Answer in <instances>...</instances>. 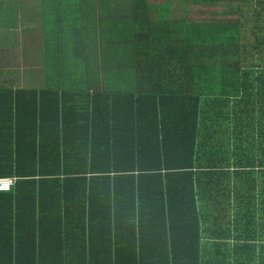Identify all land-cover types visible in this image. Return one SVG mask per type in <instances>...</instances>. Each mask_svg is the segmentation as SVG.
Listing matches in <instances>:
<instances>
[{
    "label": "trees",
    "instance_id": "1",
    "mask_svg": "<svg viewBox=\"0 0 264 264\" xmlns=\"http://www.w3.org/2000/svg\"><path fill=\"white\" fill-rule=\"evenodd\" d=\"M194 1L224 3L222 7L226 10L211 11L193 22H178L174 48L179 77L176 106L162 109L160 100H144L145 110L151 113L142 115L141 104L135 106L133 101L124 99L122 91L111 90L108 85V88L84 85L64 89L60 103L42 107L40 93L26 86L0 85V177H16L13 188L4 193L13 190H21L23 195L32 193L31 204L39 207L46 204L44 193L42 196L39 193L41 183L50 182L60 189L57 176L70 174L62 170L58 147L52 146L51 141L50 150L36 146L37 140L42 146L44 127L53 129L60 124L64 129L72 128L74 135L63 132L66 139L87 135V131H78L84 128L91 132L99 130L97 146H83L79 163L74 165L78 167L83 160L89 162L88 171L80 172L79 203L82 208L96 209L97 216L101 210L98 207L112 208L114 216L113 227L108 228L105 241L104 238L103 241H70L73 236L80 238V233L67 228L33 226L25 233L2 230L0 234L8 237L0 239V264H208L218 257L217 264H239L240 261L233 260L237 258L235 254L240 245L232 249L229 243L225 245L231 248L233 257L228 258L227 251H223L222 256L214 254L210 261L199 262L197 224L171 230L169 239L175 241H165L169 250H164L170 256L153 260L152 250L148 257L145 255L137 227L143 208L150 211L157 203L169 205L168 190L180 193V198L176 195L175 204L191 205L194 211L195 188L189 168L195 164V147L215 137L225 122L240 124L236 126L246 131L243 139L250 142L256 140L250 137L255 125L264 134V0ZM221 15L230 19H223ZM109 76L98 69L90 80L102 83ZM186 76L194 81V96L187 99L185 85L180 83ZM45 107L50 109L49 117L43 115ZM174 108L177 115H166V111ZM165 131L171 133L165 136ZM165 138L167 144H164ZM259 140H264V136ZM249 148L243 147V151L252 159L242 157L243 171H236L243 177L248 176L244 169L252 165L250 160L254 162V155L249 151H257L254 144L249 143ZM84 149L89 154L86 155ZM260 161L264 168V150ZM168 173L177 177L172 186L164 182ZM226 173L228 170L221 172ZM211 174L216 176V173ZM239 185L250 201L233 205L241 208L242 220H248L249 226L244 229L246 239H242L244 247L252 248L253 244L247 242L264 239V221L256 219L253 210L256 203L252 197L256 187L264 192V181L258 185L249 177ZM208 189L217 191L219 184L215 180ZM228 189L226 186L221 190L226 192V198L230 196ZM95 190L99 191L98 195ZM14 201L20 204L24 200L15 198ZM33 213L35 216V211ZM228 235L226 231L227 238ZM219 244L224 243L216 242L215 246ZM191 251L194 256L188 258Z\"/></svg>",
    "mask_w": 264,
    "mask_h": 264
},
{
    "label": "crops",
    "instance_id": "2",
    "mask_svg": "<svg viewBox=\"0 0 264 264\" xmlns=\"http://www.w3.org/2000/svg\"><path fill=\"white\" fill-rule=\"evenodd\" d=\"M199 6L225 5L194 0H28L25 3L23 0H0V85L26 86L40 93L42 107L60 103L64 89L84 85H90L91 88L108 85L111 90L122 91L124 99L133 101L135 106L141 104L142 115L150 111L145 110L142 104L144 100H160L162 109L176 106L179 84L178 61L174 51L178 38L177 24L181 20L193 22V10ZM96 27H99L97 31ZM99 40L103 45H100ZM161 56L164 60H161ZM98 57H101V62L97 66ZM98 69L100 73H109V79L102 83L91 81V75ZM70 71L72 74H69ZM180 83L185 85L186 99L194 96L192 79L186 76ZM49 111L45 107L43 115L49 117ZM173 113L177 115L176 108L166 111L168 116ZM236 125L240 124L225 122L215 137L201 141L199 147H195V164L189 168L192 172L191 183L195 188L192 202L195 204L194 211L191 205L182 207L178 202L175 204L176 195L180 198V193L173 190H168V196L165 195L169 197L168 206L157 203L150 211L141 210L137 227L139 238L142 235L140 241H143L146 257L150 250L154 254L153 260L159 259V256L167 257L170 253L167 255L164 252L168 249L165 241H175L169 239V232L197 224L199 243L196 256H199V262L210 261L214 254L222 256L220 252L223 251H227L228 258L233 257L231 248L234 249L237 244L240 247L235 254L236 260H233L235 263L264 264V239L247 242L253 244L252 248L243 246L247 233L244 229L249 223L247 219L242 220L241 208L233 205L250 201L239 182L249 177L258 185L264 181V168L260 161L264 140H259L264 134L255 125L250 137L256 140L250 142L243 139L246 131ZM64 128L60 124L53 129L44 127L42 146L38 140L35 144L43 150L51 149L48 146L50 141L52 146H57L58 163L64 172L67 170L70 174L57 176L60 189L50 182L41 183L39 193L41 196L44 193L46 204L39 207L32 206V193L23 195L21 190L0 193V233L7 228L25 233L33 226L38 229L57 227L79 231L80 238L73 236L70 241L108 239V228L112 229L114 224L113 210L98 207L101 210L97 216L96 209L80 207L79 177L81 171H88L89 162L83 160V164L74 166L79 163V151L83 146H97L100 131L91 132L84 128L78 131H87V135L69 136L66 139L63 132L74 133L72 128ZM169 133L165 131L164 135ZM164 141L167 144L166 138ZM249 143L254 144L257 151H249L254 155V162L250 160L252 165L244 169L248 176L243 177L236 171H243L240 166L242 157L246 155L243 147L249 150ZM84 152L89 154L86 149ZM247 159L252 158L246 155ZM227 170L229 173L221 174ZM211 173H216L218 177ZM176 180L177 177L171 173L164 177V182L169 186ZM215 180L219 189L209 190V184ZM186 183L189 185V181ZM226 186L229 187L226 191H230L228 198L226 192H221ZM95 192L99 194V191ZM252 197L256 203L253 207L256 219L262 223L264 192L256 187ZM15 198L24 201L17 204ZM226 231L229 232L228 238ZM2 236L0 234V239ZM216 242L224 244L215 246ZM225 243H229L231 248ZM187 256L194 255L191 251ZM238 257H241L240 260ZM218 262L219 257L208 264Z\"/></svg>",
    "mask_w": 264,
    "mask_h": 264
},
{
    "label": "rangeland",
    "instance_id": "3",
    "mask_svg": "<svg viewBox=\"0 0 264 264\" xmlns=\"http://www.w3.org/2000/svg\"><path fill=\"white\" fill-rule=\"evenodd\" d=\"M26 1H28V0H23V3H25ZM24 5V4H23ZM20 8L21 9H24V7L23 6H20ZM226 10V8L225 7H217V6H205V7H201V6H199V7H195V9L193 10V14L192 15H194L195 16V19L196 18H203V17H201V16H203L204 14H205V17L207 16V14L209 13V12H211V11H215V12H218V11H225ZM201 13H203V15H200ZM190 14V15H191ZM223 15V14H222ZM221 15V17L223 18V19H230V17H224V16H222ZM232 16V15H231ZM204 17V18H205ZM234 17V15L232 16V18ZM85 22H87V21H85ZM99 29V27H96V31ZM99 43H100V45H103V42L101 41V40H99L98 41ZM97 42V43H98ZM124 45V43H122L121 44V46H123ZM108 50V49H107ZM103 60V59H102ZM100 62H101V57H98L97 58V66L98 65H100Z\"/></svg>",
    "mask_w": 264,
    "mask_h": 264
},
{
    "label": "built area",
    "instance_id": "4",
    "mask_svg": "<svg viewBox=\"0 0 264 264\" xmlns=\"http://www.w3.org/2000/svg\"><path fill=\"white\" fill-rule=\"evenodd\" d=\"M15 177H3L0 178V192L10 191L15 185Z\"/></svg>",
    "mask_w": 264,
    "mask_h": 264
},
{
    "label": "clouds",
    "instance_id": "5",
    "mask_svg": "<svg viewBox=\"0 0 264 264\" xmlns=\"http://www.w3.org/2000/svg\"><path fill=\"white\" fill-rule=\"evenodd\" d=\"M8 192V191H7ZM0 193H4V192H0Z\"/></svg>",
    "mask_w": 264,
    "mask_h": 264
}]
</instances>
